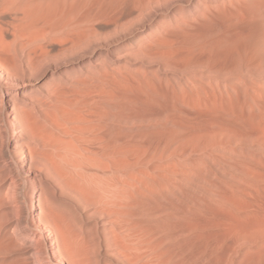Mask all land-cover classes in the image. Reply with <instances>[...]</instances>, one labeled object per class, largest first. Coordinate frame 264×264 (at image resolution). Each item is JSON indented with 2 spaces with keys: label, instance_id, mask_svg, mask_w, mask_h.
Listing matches in <instances>:
<instances>
[{
  "label": "rangeland",
  "instance_id": "374dc122",
  "mask_svg": "<svg viewBox=\"0 0 264 264\" xmlns=\"http://www.w3.org/2000/svg\"><path fill=\"white\" fill-rule=\"evenodd\" d=\"M9 26L0 122L36 168L0 142V264L264 263V0H92L45 54Z\"/></svg>",
  "mask_w": 264,
  "mask_h": 264
},
{
  "label": "bare ground",
  "instance_id": "6f19581e",
  "mask_svg": "<svg viewBox=\"0 0 264 264\" xmlns=\"http://www.w3.org/2000/svg\"><path fill=\"white\" fill-rule=\"evenodd\" d=\"M91 4L92 0H0V40L1 42H3V44L10 43L6 40L7 34L9 32L6 31V26L10 24L9 27L13 25L12 32L13 30H15L12 36L10 34L11 32L9 33V36H11L10 38H12V42L20 41L24 42V44L28 43L30 45H34L33 47L38 49V53L42 52V54H45V52L47 53L50 51L48 48L49 46H51V44L44 43V41L47 40L48 37H56V32L59 31L63 25H66L69 28L68 30L71 29L73 31L79 28V25L83 29L89 27ZM79 35L85 36V33L80 32ZM0 66L4 69L1 63ZM21 120L22 119H18V117L13 114L10 119L0 122V142L3 141L5 146V151H3V154L4 156L9 153L16 155L19 154L21 156L22 166L27 167L28 170H30L31 168L35 169V162H31L30 160L29 162H27V152L23 147V141L28 136H26V132L20 125L22 122ZM24 123L32 124L33 121L31 118H27L26 122L24 121ZM5 183L8 184V186L10 187L9 189L13 190L12 193L17 203L20 204L23 209H25L26 200L23 196L24 183L20 180L18 172L15 171V169L12 171V177L8 180L5 178L4 173H2V171L0 170V195ZM54 192L56 193V191ZM56 202H58V200H56ZM31 210L32 212L36 211V207L33 206ZM250 217H248L249 219H246L247 224L245 222L241 224L242 226L245 223V225L242 226L243 234L246 233L249 236L252 235L251 232H255L256 236H258L259 233H257V231L262 229V227L260 228V226L264 224V221L262 223V220L260 219H253V216L251 217V220ZM258 220H260L261 223H259ZM36 226L42 232H51L50 223L44 216H38ZM244 228L246 229L244 230ZM242 230L239 229V231ZM239 231L238 233H240ZM263 231L264 230L262 229L261 232ZM260 236L263 237L264 232L261 233ZM259 237L257 238L258 240ZM262 244H260L261 250L263 249ZM263 251L264 250L260 252L264 253Z\"/></svg>",
  "mask_w": 264,
  "mask_h": 264
}]
</instances>
